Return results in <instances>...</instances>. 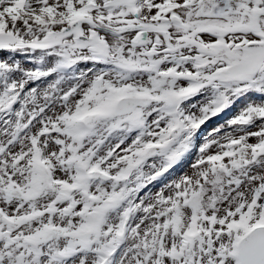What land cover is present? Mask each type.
I'll use <instances>...</instances> for the list:
<instances>
[{
    "label": "snow or ice",
    "instance_id": "snow-or-ice-1",
    "mask_svg": "<svg viewBox=\"0 0 264 264\" xmlns=\"http://www.w3.org/2000/svg\"><path fill=\"white\" fill-rule=\"evenodd\" d=\"M0 264H264V0H0Z\"/></svg>",
    "mask_w": 264,
    "mask_h": 264
}]
</instances>
